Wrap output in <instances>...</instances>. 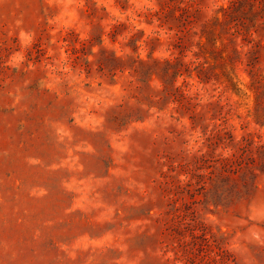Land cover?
Here are the masks:
<instances>
[{
    "label": "rangeland",
    "instance_id": "obj_1",
    "mask_svg": "<svg viewBox=\"0 0 264 264\" xmlns=\"http://www.w3.org/2000/svg\"><path fill=\"white\" fill-rule=\"evenodd\" d=\"M0 264H264V0H0Z\"/></svg>",
    "mask_w": 264,
    "mask_h": 264
}]
</instances>
